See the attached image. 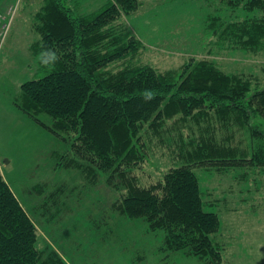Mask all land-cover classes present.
<instances>
[{
	"label": "trees",
	"instance_id": "obj_1",
	"mask_svg": "<svg viewBox=\"0 0 264 264\" xmlns=\"http://www.w3.org/2000/svg\"><path fill=\"white\" fill-rule=\"evenodd\" d=\"M219 1L254 14L228 24L215 19L218 44L264 53V0ZM67 3L44 0L36 13L33 27L41 38L31 49L45 74L22 85L16 104L46 126L39 116L52 118L50 129L72 139L77 152L61 165L94 182L107 176L116 212L158 236L164 259L184 254L225 264L217 241L221 219L205 209L195 169L264 171V84L207 57L165 71L140 62L145 45L127 23L140 0H110L91 14ZM45 49L59 57L54 67L41 64ZM154 146L176 148L173 166L144 184L139 170L152 160ZM39 236L0 173V264H67L50 244L41 250Z\"/></svg>",
	"mask_w": 264,
	"mask_h": 264
},
{
	"label": "rangeland",
	"instance_id": "obj_2",
	"mask_svg": "<svg viewBox=\"0 0 264 264\" xmlns=\"http://www.w3.org/2000/svg\"><path fill=\"white\" fill-rule=\"evenodd\" d=\"M109 1L68 3L79 13L91 14ZM140 1L139 10L127 17L129 27L145 45L140 62L165 71L180 67L190 57H207L226 69L253 73L256 82L264 84V53L251 55L218 44L213 32L215 19L228 24L252 18L253 11L219 0ZM43 4L44 0H0V12L8 19L10 8L15 9L0 52V173L35 220L38 247L42 250L50 244L67 264H205L184 254L164 259L166 254L158 251V236L145 234L144 224L130 223L116 212L117 193L107 176L94 182L81 169L61 165L77 152L72 139L65 140L50 129L52 118L39 116L46 126L16 104L22 85L45 74L31 49L41 38L33 23ZM2 34L0 23V38ZM213 124L221 127L215 119ZM174 149L154 146L152 160L143 173L139 170L144 184L156 181L173 166ZM195 171L205 209L221 219L217 241L223 246L224 263L264 264V171L231 170L222 175L203 167Z\"/></svg>",
	"mask_w": 264,
	"mask_h": 264
},
{
	"label": "clouds",
	"instance_id": "obj_3",
	"mask_svg": "<svg viewBox=\"0 0 264 264\" xmlns=\"http://www.w3.org/2000/svg\"><path fill=\"white\" fill-rule=\"evenodd\" d=\"M58 60L59 57L51 49H45L40 54V62L44 67H54ZM146 98H150V95Z\"/></svg>",
	"mask_w": 264,
	"mask_h": 264
},
{
	"label": "built area",
	"instance_id": "obj_4",
	"mask_svg": "<svg viewBox=\"0 0 264 264\" xmlns=\"http://www.w3.org/2000/svg\"><path fill=\"white\" fill-rule=\"evenodd\" d=\"M14 13H15V9L13 7L10 8L8 15H10L11 18L8 19V17L6 15H3V13L0 12V23H1L2 28H3V34H2V37L0 38V52L3 49L4 39H5V37L8 33V30L10 28L11 20H12Z\"/></svg>",
	"mask_w": 264,
	"mask_h": 264
}]
</instances>
